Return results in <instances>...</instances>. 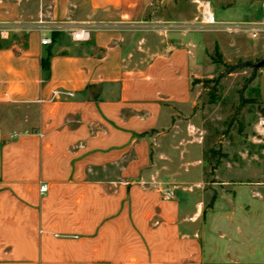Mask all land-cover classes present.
Wrapping results in <instances>:
<instances>
[{
	"label": "crops",
	"instance_id": "crops-1",
	"mask_svg": "<svg viewBox=\"0 0 264 264\" xmlns=\"http://www.w3.org/2000/svg\"><path fill=\"white\" fill-rule=\"evenodd\" d=\"M262 24L264 0H0V264H264V198L194 216L203 172L177 187L152 165L203 52L225 56L203 33L238 49Z\"/></svg>",
	"mask_w": 264,
	"mask_h": 264
},
{
	"label": "rangeland",
	"instance_id": "rangeland-1",
	"mask_svg": "<svg viewBox=\"0 0 264 264\" xmlns=\"http://www.w3.org/2000/svg\"><path fill=\"white\" fill-rule=\"evenodd\" d=\"M203 35L206 48L220 39L225 56L223 64H215L216 49L207 48L199 80L222 79L218 87L192 83L191 105L178 110L171 129L155 138L152 165L158 178L177 187L181 176L199 182L203 172L191 191L200 205L194 216L204 218L214 195L248 198L253 190L264 198V66L255 68L264 60V38L249 54L246 45H254V39L240 37L244 45L234 49L226 45V33Z\"/></svg>",
	"mask_w": 264,
	"mask_h": 264
},
{
	"label": "built area",
	"instance_id": "built-area-1",
	"mask_svg": "<svg viewBox=\"0 0 264 264\" xmlns=\"http://www.w3.org/2000/svg\"><path fill=\"white\" fill-rule=\"evenodd\" d=\"M201 20L203 23L207 25H217L218 22L214 13L211 11L210 3L204 2L202 5V13H201ZM264 35V24L259 25V29L252 31V37L254 39L258 38L259 35ZM4 36V33L2 34ZM72 38L74 41H88L91 39V31L87 29H80L78 31L72 32ZM42 45H50L52 43L50 38L44 37L41 41ZM57 94V93H56ZM17 136V133L12 134V137ZM47 190V185L44 184L42 186V192L45 193ZM164 196L166 199H171L173 197V193L171 191H165Z\"/></svg>",
	"mask_w": 264,
	"mask_h": 264
},
{
	"label": "trees",
	"instance_id": "trees-1",
	"mask_svg": "<svg viewBox=\"0 0 264 264\" xmlns=\"http://www.w3.org/2000/svg\"><path fill=\"white\" fill-rule=\"evenodd\" d=\"M3 42L0 41V48H3ZM213 62L215 64H223L222 61V55L219 53V50L216 49V57L213 59ZM42 66H43V70L45 72H49L50 71V54L48 55V57H46L45 59H43L42 61ZM222 79V75H220L218 78L216 79H210V80H199L196 79L193 81V84H199V83H203L204 85H209L211 83H214L215 87H218L220 84V81ZM223 158L226 157L225 155L222 156ZM216 199V195L213 196L211 203L209 204V208L213 207L214 201Z\"/></svg>",
	"mask_w": 264,
	"mask_h": 264
},
{
	"label": "water",
	"instance_id": "water-1",
	"mask_svg": "<svg viewBox=\"0 0 264 264\" xmlns=\"http://www.w3.org/2000/svg\"><path fill=\"white\" fill-rule=\"evenodd\" d=\"M263 66H264V60L261 61L260 63H258V64L255 66V68H256V69H260V68H262Z\"/></svg>",
	"mask_w": 264,
	"mask_h": 264
}]
</instances>
